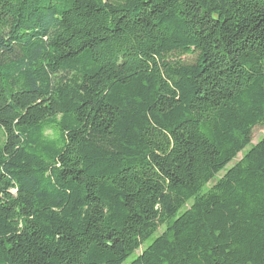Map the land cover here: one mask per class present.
Returning a JSON list of instances; mask_svg holds the SVG:
<instances>
[{
  "label": "trees",
  "instance_id": "1",
  "mask_svg": "<svg viewBox=\"0 0 264 264\" xmlns=\"http://www.w3.org/2000/svg\"><path fill=\"white\" fill-rule=\"evenodd\" d=\"M260 126L264 0H0V264H264Z\"/></svg>",
  "mask_w": 264,
  "mask_h": 264
},
{
  "label": "rangeland",
  "instance_id": "2",
  "mask_svg": "<svg viewBox=\"0 0 264 264\" xmlns=\"http://www.w3.org/2000/svg\"><path fill=\"white\" fill-rule=\"evenodd\" d=\"M181 60H183V61H186V62H191V58L190 57H188V56H184V57H182V58H180ZM264 137V126H260V127H257V128H255V130L253 131V137H252V145H255V144H257L262 138ZM252 145H250L247 149H246V151H248L251 147H252ZM241 155H239V157H238V159H237V161L238 160H240L241 159ZM234 165V163H231L228 167H227V169H229V168H231L232 166ZM226 173V170H224L223 172H221L209 185H207V187H205V189L203 190L204 192L205 191H207L208 189H210L211 188V186H213L214 184H215V182L219 179V178H221L224 174ZM164 230H165V228L163 227V228H161L160 230H159V232L157 233V235H155L153 238H151V240H149V242H147L146 244H145V246L143 247V249L144 248H146L158 235H160V234H162L163 232H164ZM140 252L141 251H139L137 254H134L133 256H131L124 264H130L136 257H137V255L138 254H140Z\"/></svg>",
  "mask_w": 264,
  "mask_h": 264
}]
</instances>
